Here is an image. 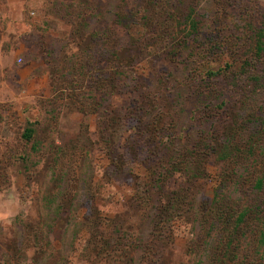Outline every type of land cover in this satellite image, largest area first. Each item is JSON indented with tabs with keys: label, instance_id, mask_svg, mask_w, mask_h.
Returning <instances> with one entry per match:
<instances>
[{
	"label": "rangeland",
	"instance_id": "1",
	"mask_svg": "<svg viewBox=\"0 0 264 264\" xmlns=\"http://www.w3.org/2000/svg\"><path fill=\"white\" fill-rule=\"evenodd\" d=\"M263 15L264 0H0V264H264ZM92 32L122 44L113 81L96 54L84 65ZM226 206L260 214L223 256Z\"/></svg>",
	"mask_w": 264,
	"mask_h": 264
},
{
	"label": "trees",
	"instance_id": "2",
	"mask_svg": "<svg viewBox=\"0 0 264 264\" xmlns=\"http://www.w3.org/2000/svg\"><path fill=\"white\" fill-rule=\"evenodd\" d=\"M188 17V16H187ZM263 20H264V15H263ZM134 38V37H133ZM132 42V41H131ZM255 52H257L258 54H260L263 50H264V32L261 31L256 38V42H255ZM133 45H135L136 47H138L140 45V42L138 40H135L133 43ZM121 43L116 45L115 42L110 39L109 37H104V36H97L96 32H92L91 34H89V41L86 44V46L83 47L84 52H87L86 57H88V59L85 60L84 65L89 66V68L91 69L92 67H94L98 62L97 59L96 60H92L94 59V55H97L98 60H100L101 62H103V65L99 64L100 66V70L103 69L105 71L104 75L105 77H107V81H113L114 77H117V75L121 76L122 71H118V69H114L113 68V63H121L122 62V58L120 56V47H121ZM96 57V56H95ZM81 65L82 68H84L85 66ZM116 65V64H115ZM105 67V68H103ZM81 70V69H80ZM89 70V69H88ZM87 70V71H88ZM81 72V71H80ZM83 73V72H81ZM107 73H109L110 75H108ZM111 73H114V76L111 77ZM114 87V86H113ZM139 113H141V110H139ZM136 115H134L133 117H135ZM139 118V116H137ZM136 118V117H135ZM140 124L144 127L147 128L151 126V122L150 121H145L143 123H141L144 120V117L141 115L140 119ZM135 127V126H134ZM164 130L165 128L163 126H160V128L156 127V128H151L150 133L155 135L156 137L159 136L160 139H162V135L164 134ZM138 131V128H137ZM140 131V130H139ZM34 130L31 127H27L25 128V131L23 133L24 137L26 139H30L32 137ZM136 133V130H135ZM140 133V132H139ZM137 134L136 136L139 139L142 138H149L150 134ZM166 133V132H165ZM168 138V136H166ZM223 144V143H222ZM194 148V151L199 152L198 150V144L197 145H192ZM200 148V146H199ZM222 148V147H221ZM220 148V149H221ZM212 149V148H210ZM106 151V150H105ZM214 150H212L213 152ZM230 148L228 146V144L226 146H224L221 151L219 152V159H227L228 156L231 155V151ZM108 156H110L109 152L107 151ZM200 154V152H199ZM202 154V153H201ZM200 154V155H201ZM170 162V160L167 162V164ZM194 161L192 158H186V167H185V171H189L190 170V164H192ZM166 164V165H167ZM165 164H163V167H166L167 170V166ZM179 166L178 169H180L181 171V166L179 164H177ZM174 167V164H173ZM199 175H203V173L199 172ZM193 178L197 177V173L196 171L193 172L192 174ZM262 179L261 178H257L256 182H255V187L257 188L258 191L261 190L262 188ZM174 200L171 201L168 204V207L172 208V210H174ZM176 203H179L176 200ZM259 206V205H258ZM160 208V207H159ZM161 209V208H160ZM171 210V209H169ZM260 209L258 207H255L252 209L250 207H245V208H241V210L237 211L234 210L232 208V210L230 211V208H228V206H226L224 213L226 214V219H225V224H231V222L233 223V228L231 231L228 232V237H227V241L224 243V246L221 244H218L219 247L221 248V250H224V253H222L221 255L226 256V253L229 254L231 252V249H234L232 246L234 245V243H240L241 242V235L242 233V226L245 224L246 220L250 217V216H255L257 214H260ZM259 229V228H258ZM262 230L259 229V234L257 237V242L259 245L264 244V229L261 228Z\"/></svg>",
	"mask_w": 264,
	"mask_h": 264
}]
</instances>
